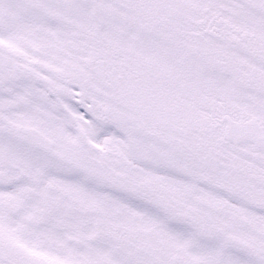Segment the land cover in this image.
<instances>
[{
    "label": "snow or ice",
    "instance_id": "obj_1",
    "mask_svg": "<svg viewBox=\"0 0 264 264\" xmlns=\"http://www.w3.org/2000/svg\"><path fill=\"white\" fill-rule=\"evenodd\" d=\"M0 264H264V0H0Z\"/></svg>",
    "mask_w": 264,
    "mask_h": 264
}]
</instances>
